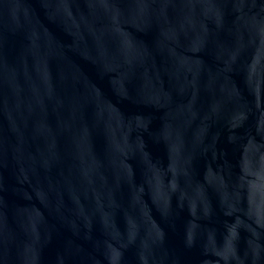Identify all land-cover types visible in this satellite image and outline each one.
Wrapping results in <instances>:
<instances>
[{
    "label": "water",
    "instance_id": "95a60500",
    "mask_svg": "<svg viewBox=\"0 0 264 264\" xmlns=\"http://www.w3.org/2000/svg\"><path fill=\"white\" fill-rule=\"evenodd\" d=\"M0 264H264V0H0Z\"/></svg>",
    "mask_w": 264,
    "mask_h": 264
}]
</instances>
